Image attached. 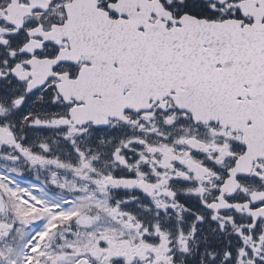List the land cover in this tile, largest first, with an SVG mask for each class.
<instances>
[{"label": "snow or ice", "instance_id": "snow-or-ice-1", "mask_svg": "<svg viewBox=\"0 0 264 264\" xmlns=\"http://www.w3.org/2000/svg\"><path fill=\"white\" fill-rule=\"evenodd\" d=\"M0 264H264V0H0Z\"/></svg>", "mask_w": 264, "mask_h": 264}]
</instances>
